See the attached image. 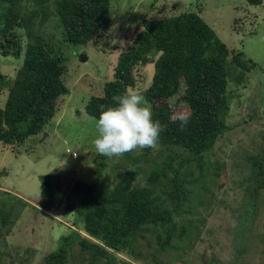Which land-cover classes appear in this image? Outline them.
I'll use <instances>...</instances> for the list:
<instances>
[{
  "label": "trees",
  "instance_id": "16d2710c",
  "mask_svg": "<svg viewBox=\"0 0 264 264\" xmlns=\"http://www.w3.org/2000/svg\"><path fill=\"white\" fill-rule=\"evenodd\" d=\"M245 1L251 7L264 5V0ZM188 8L162 17L144 16L126 46L116 49L113 78L85 107V113L98 120L101 105L114 106V95L136 89L151 105L153 119L164 126L158 147L137 148L135 157L132 151L125 153L135 171L109 173L110 158L93 153L96 175L91 184L74 181L68 186L67 176H40L39 207L55 212L64 205L79 227L61 234L41 264H187L196 261L194 257L200 264H222L195 251L199 241L216 245L214 230L208 227L215 203L194 200L203 196V183L210 177L218 180L225 167L213 166L207 157L230 130L229 83L245 86L257 65L222 42L200 9ZM112 13L113 0H0V54L19 63L11 80L0 71V92L8 89L0 107V143L18 148L52 131L60 103L71 93L66 60L49 47L45 36L48 22L57 21L73 48L90 46L101 52L114 40L108 37ZM151 65L152 81L142 89L140 77ZM182 118L187 119L183 128ZM245 159V202L237 210L235 229L229 231L231 253L224 264H248L251 244L259 239L264 246V234L252 233L264 191V129L255 153ZM30 205L9 192L0 193V241Z\"/></svg>",
  "mask_w": 264,
  "mask_h": 264
},
{
  "label": "rangeland",
  "instance_id": "374dc122",
  "mask_svg": "<svg viewBox=\"0 0 264 264\" xmlns=\"http://www.w3.org/2000/svg\"><path fill=\"white\" fill-rule=\"evenodd\" d=\"M190 6L201 10L203 19L231 50L245 53L257 65L248 73L245 86L238 88L229 83L228 90L233 99L226 124L230 130L207 157L213 166L224 164L225 167L218 180L210 177L203 183V196L194 200L195 203H215L208 227L214 230L212 242L216 245L211 248L205 241H199L195 243V251L205 253L207 259L213 257L222 264L228 260L232 243L229 231L235 229L237 210L240 203L245 202L249 176L245 158L255 153L259 132L264 129V5L251 7L245 0H113V24L108 34L114 39L110 40L111 51L108 44L101 52L90 46L73 48L62 36V29L55 19L45 26L49 47L58 50L66 60L71 93L60 103L62 111L53 130H47L46 137L45 133L35 138V142L29 144V141L18 148L0 143V193L9 192L31 204L22 211L11 234L0 241V264H41L44 256L55 250L61 234L79 229L73 225L74 216L66 213L64 205H58L55 212L39 207L40 176H67L68 186L74 181L93 182L96 174L91 157L96 152L93 141L97 138V120L85 113V107L92 96L99 95L104 83L113 78L116 49L126 46L144 16L162 17ZM236 20H241L243 25L241 22L236 24ZM81 54L87 55L86 63L79 60ZM6 59L0 54V71L11 80L19 63ZM153 70L154 66H149L140 77V81L145 83L142 89L152 81ZM7 95V88L0 92V107L4 106ZM68 149L76 152L78 159L66 152ZM132 152L134 157L140 153L139 149ZM108 162L109 173L123 168L136 170L133 160L125 154L114 156ZM261 203L252 230L253 234L260 236L264 234V191ZM263 248L259 239L251 244L246 256L248 264H264ZM120 257L130 261L123 254ZM194 258L196 261L187 264H200V259Z\"/></svg>",
  "mask_w": 264,
  "mask_h": 264
},
{
  "label": "clouds",
  "instance_id": "9594fccd",
  "mask_svg": "<svg viewBox=\"0 0 264 264\" xmlns=\"http://www.w3.org/2000/svg\"><path fill=\"white\" fill-rule=\"evenodd\" d=\"M113 105L100 106L93 144L98 154L120 157L137 148L156 149L164 126L153 119L151 105L136 89L129 87L113 96ZM187 124L182 118L181 127Z\"/></svg>",
  "mask_w": 264,
  "mask_h": 264
},
{
  "label": "water",
  "instance_id": "95a60500",
  "mask_svg": "<svg viewBox=\"0 0 264 264\" xmlns=\"http://www.w3.org/2000/svg\"><path fill=\"white\" fill-rule=\"evenodd\" d=\"M79 60L82 62V63H86L87 61H88V57H87V55H85V54H81L80 56H79ZM47 135V134H46Z\"/></svg>",
  "mask_w": 264,
  "mask_h": 264
},
{
  "label": "built area",
  "instance_id": "2783aa9c",
  "mask_svg": "<svg viewBox=\"0 0 264 264\" xmlns=\"http://www.w3.org/2000/svg\"><path fill=\"white\" fill-rule=\"evenodd\" d=\"M67 152H68V153H71V154H72V157H73L74 159H77V158H78V154H77L76 152H72L71 150H68Z\"/></svg>",
  "mask_w": 264,
  "mask_h": 264
}]
</instances>
